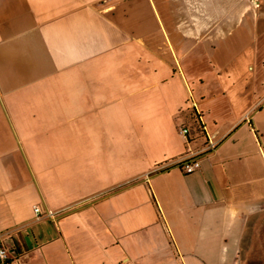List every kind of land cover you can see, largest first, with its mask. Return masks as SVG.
<instances>
[{
	"label": "crops",
	"instance_id": "obj_1",
	"mask_svg": "<svg viewBox=\"0 0 264 264\" xmlns=\"http://www.w3.org/2000/svg\"><path fill=\"white\" fill-rule=\"evenodd\" d=\"M262 214L264 0H0V264H242Z\"/></svg>",
	"mask_w": 264,
	"mask_h": 264
},
{
	"label": "rangeland",
	"instance_id": "obj_2",
	"mask_svg": "<svg viewBox=\"0 0 264 264\" xmlns=\"http://www.w3.org/2000/svg\"><path fill=\"white\" fill-rule=\"evenodd\" d=\"M246 36H248V33L244 32V30H237L232 34L230 39L237 40L240 37ZM205 47L208 53L211 52L210 57L213 58V49H210L211 47L209 45H205ZM209 60L208 58H201L197 62V67L199 68V73L206 80L207 88L218 89L214 83V79L211 77L212 69L209 66ZM191 121L193 123L192 119ZM241 254L242 264H264V214L257 216L252 223H249L246 237L243 240Z\"/></svg>",
	"mask_w": 264,
	"mask_h": 264
},
{
	"label": "built area",
	"instance_id": "obj_3",
	"mask_svg": "<svg viewBox=\"0 0 264 264\" xmlns=\"http://www.w3.org/2000/svg\"><path fill=\"white\" fill-rule=\"evenodd\" d=\"M181 132L185 135H188L190 137L191 130L188 126H185L182 128ZM215 147V143L213 141L206 142L204 145V151L205 150H212ZM180 167H183L187 172H194L197 169L201 167L200 161L196 157H192L191 155L183 158L180 163ZM35 211L37 213H42V210L39 206L35 207ZM50 215H54L53 212L49 211ZM4 235L3 233H0V260L3 263H10L11 261V253L10 248L6 245L4 241Z\"/></svg>",
	"mask_w": 264,
	"mask_h": 264
},
{
	"label": "trees",
	"instance_id": "obj_4",
	"mask_svg": "<svg viewBox=\"0 0 264 264\" xmlns=\"http://www.w3.org/2000/svg\"><path fill=\"white\" fill-rule=\"evenodd\" d=\"M190 116H191V119L193 120V123L190 126V130L192 133L191 136H192V138L196 137V136H200V134H202V132H204V129H202V126L200 125L201 122H200L199 115L195 111V112H192Z\"/></svg>",
	"mask_w": 264,
	"mask_h": 264
}]
</instances>
